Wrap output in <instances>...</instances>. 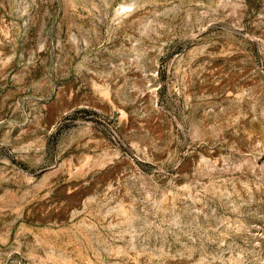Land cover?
<instances>
[{
	"label": "rangeland",
	"instance_id": "374dc122",
	"mask_svg": "<svg viewBox=\"0 0 264 264\" xmlns=\"http://www.w3.org/2000/svg\"><path fill=\"white\" fill-rule=\"evenodd\" d=\"M0 264H264V0H0Z\"/></svg>",
	"mask_w": 264,
	"mask_h": 264
}]
</instances>
